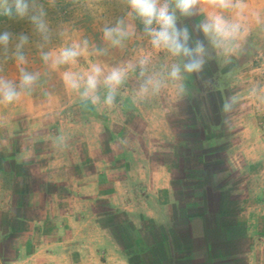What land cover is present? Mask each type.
<instances>
[{"label":"rangeland","instance_id":"374dc122","mask_svg":"<svg viewBox=\"0 0 264 264\" xmlns=\"http://www.w3.org/2000/svg\"><path fill=\"white\" fill-rule=\"evenodd\" d=\"M245 4L242 18L224 13L243 33L227 49L198 31L212 11L206 4L193 17L177 12L190 44L206 45L195 73L183 70L185 57L153 48L139 17L135 35L125 29L124 46L113 42L115 33L99 35L122 9L118 0H35L46 33L28 17L0 23L13 37L0 46V78L20 93L0 103V264L128 263L120 251L146 264L144 236L161 233L152 224L171 216L172 224L182 218L207 228L195 247L200 264L208 256L217 264H264V0ZM20 36L27 37L23 62ZM77 45L70 63L43 59ZM174 65L179 78L170 74ZM96 67L101 74L88 91ZM113 69L124 78L110 89L104 81ZM21 70L35 77L23 88ZM66 72L78 88L66 85ZM171 233L166 244L174 252L181 247ZM224 233L235 239L210 242Z\"/></svg>","mask_w":264,"mask_h":264},{"label":"clouds","instance_id":"9594fccd","mask_svg":"<svg viewBox=\"0 0 264 264\" xmlns=\"http://www.w3.org/2000/svg\"><path fill=\"white\" fill-rule=\"evenodd\" d=\"M172 7L169 6V0H127V4L141 18L146 33L151 38V44L155 49L166 50L174 56H183L186 62L183 70L188 73H195L202 70L204 64V55L206 54V45L204 41L197 40L195 46L190 44L191 36L187 27H179L177 24L178 16L193 17L196 15V9L201 3L206 4L212 11L209 12L206 20L197 26L207 40L217 48L227 49L235 40L242 36V24L239 21L233 22L225 17L224 13L234 11L237 16H243L246 8L245 0H171ZM35 0H0L2 11L0 14L7 18L24 19L28 17L35 28L40 33H46L48 26L44 20V13L37 12L33 5ZM114 33L123 35L122 30L105 29V36L111 38ZM12 33L9 31L0 32V46L7 48L12 40ZM27 42L26 36L19 37L17 48V59L23 62V55L19 54V49ZM118 43L119 41H114ZM86 43V42H85ZM79 46L62 49L58 54L52 55L46 53L43 56L45 61L51 60L53 65L70 63L80 55ZM143 63V61L141 62ZM181 69L179 66H173L171 76L179 78ZM22 79L20 87L30 85L35 77L21 70ZM101 74V69L96 67L87 76L86 84L88 91H95L97 78ZM124 78V71L113 69L105 78V84L110 89L120 85ZM64 82L73 89L79 87V80L73 73L64 74ZM148 83H152L149 81ZM159 87V84H156ZM88 92H85L87 95ZM20 93L17 87L10 81L0 78V103H12L19 99ZM113 96L110 92L107 102L112 103ZM227 108V105H225Z\"/></svg>","mask_w":264,"mask_h":264},{"label":"crops","instance_id":"0c3cea01","mask_svg":"<svg viewBox=\"0 0 264 264\" xmlns=\"http://www.w3.org/2000/svg\"><path fill=\"white\" fill-rule=\"evenodd\" d=\"M120 3H122V9L119 11L118 14H116V19L114 20V22L112 24H110V28H106V29H115L117 27H119L122 32L124 33L123 35L121 34H117L118 37L116 38V40L114 41H119L118 43L114 42L115 44H117L118 46H124V44H126L125 39V34L128 30V27H130V29L133 31V33H129V34H136L135 29H137V26L135 27V23L137 22V18L138 16H136V14L134 12H132V10L130 9V7L127 4V0H118ZM163 0H161L162 2ZM124 7V8H123ZM108 15V13L106 14H102L103 17H106ZM101 16V15H100ZM107 18V17H106ZM127 29V30H125ZM97 33L100 34H104L105 35V28L101 29V31H99V29H97ZM137 34L138 30H137ZM133 38L129 36L128 38V42L130 44H132L133 42ZM137 39L135 38L133 44H137ZM97 41H102V42H107L104 39H97ZM173 205H176V202L173 203ZM165 215V213H164ZM167 215V214H166ZM181 216H184V212H182V214H180ZM187 216V215H186ZM172 217V216H171ZM160 218V219H154V223L152 224V227L156 226V229L160 230L158 232L161 233H151L152 238L149 240H146V236H144V240L146 241V243L148 241H150V247H147L148 251V261H146V264H159V261H157L156 263L152 260V258L154 257V259L156 260H160V264H200V262L198 261L199 258H201V256H199V253H197V255L195 254V247L199 246L200 242H203L204 239H207V236L209 235V232L207 233V228L202 226L199 227L200 225H195L193 224V219L189 218L191 221H186L185 219H177V223L172 224V219L173 218ZM157 218V217H156ZM224 225V224H223ZM175 227V229H179L180 232L182 233V236L180 237L179 234L175 233L172 234L171 231H176L173 228H170L169 230L167 229V227ZM155 228V227H154ZM168 230L170 232L165 233V230ZM173 229V230H172ZM225 231H231L232 232V228L231 226H223L222 228ZM185 230H188L189 233H186ZM201 230L204 232V234L201 232ZM171 233V238L173 236L174 242H179V247H181L180 249H176L174 252H172L169 249V246L166 244L169 234ZM156 235V236H155ZM247 234L243 235L246 237ZM220 236V234H219ZM218 236V237H219ZM229 237V235H227L226 233L222 234V236H220L218 239H212V237H210V242H220L221 244H223L225 241L231 240V239H235V234H231ZM242 237V236H240ZM239 238V237H236ZM154 240V241H153ZM259 241V240H258ZM263 246L260 247V249L262 250ZM80 254V253H78ZM78 254L76 253L73 256H78ZM258 256L257 257H261V254L259 252V249L256 250V253ZM118 256L123 257L128 259V263L126 264H137L134 263L132 261L133 258V254H125L123 251L118 252ZM69 257V256H68ZM225 257V256H224ZM264 257V256H263ZM70 258V257H69ZM130 258V259H129ZM208 256L206 258V260L204 259V264H217V262L215 261L216 259L212 257V259ZM251 259V257H250ZM124 264L126 262V260H123ZM154 262V263H153ZM251 262V260H248V264ZM123 264V263H122ZM138 264H142V263H138ZM251 264V263H250Z\"/></svg>","mask_w":264,"mask_h":264},{"label":"trees","instance_id":"16d2710c","mask_svg":"<svg viewBox=\"0 0 264 264\" xmlns=\"http://www.w3.org/2000/svg\"><path fill=\"white\" fill-rule=\"evenodd\" d=\"M9 18L5 17L4 15L0 14V23L8 20Z\"/></svg>","mask_w":264,"mask_h":264}]
</instances>
